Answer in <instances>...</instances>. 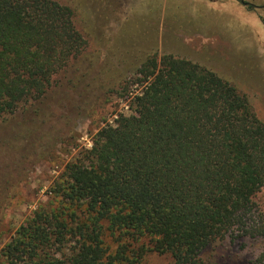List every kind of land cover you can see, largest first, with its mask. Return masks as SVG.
Wrapping results in <instances>:
<instances>
[{
    "label": "trees",
    "instance_id": "16d2710c",
    "mask_svg": "<svg viewBox=\"0 0 264 264\" xmlns=\"http://www.w3.org/2000/svg\"><path fill=\"white\" fill-rule=\"evenodd\" d=\"M86 43L71 6L0 0V117L13 115L0 127V144L13 145L0 180L69 116L45 100ZM136 73L144 85L133 112L63 165L49 200L0 246V264H144L151 252L210 264L212 243L264 238V122L246 95L169 53L147 56Z\"/></svg>",
    "mask_w": 264,
    "mask_h": 264
},
{
    "label": "rangeland",
    "instance_id": "374dc122",
    "mask_svg": "<svg viewBox=\"0 0 264 264\" xmlns=\"http://www.w3.org/2000/svg\"><path fill=\"white\" fill-rule=\"evenodd\" d=\"M57 1L73 8L87 43L45 100L51 111L69 116L58 122L54 138L21 150L0 180V246L49 200L63 165L90 148L95 132L119 113L133 112L132 97L144 85L136 70L147 56L169 53L216 72L246 95L264 122V0ZM7 116L0 125L13 115ZM12 146L0 144V158ZM203 255L210 264H264V238L225 239ZM144 264L170 261L151 252Z\"/></svg>",
    "mask_w": 264,
    "mask_h": 264
}]
</instances>
